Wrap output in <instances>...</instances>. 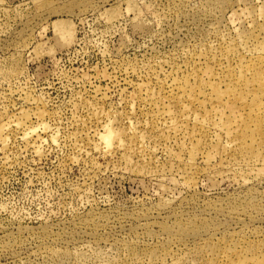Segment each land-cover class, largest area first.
<instances>
[{
    "label": "rangeland",
    "instance_id": "374dc122",
    "mask_svg": "<svg viewBox=\"0 0 264 264\" xmlns=\"http://www.w3.org/2000/svg\"><path fill=\"white\" fill-rule=\"evenodd\" d=\"M0 264H264V0H0Z\"/></svg>",
    "mask_w": 264,
    "mask_h": 264
},
{
    "label": "bare ground",
    "instance_id": "6f19581e",
    "mask_svg": "<svg viewBox=\"0 0 264 264\" xmlns=\"http://www.w3.org/2000/svg\"><path fill=\"white\" fill-rule=\"evenodd\" d=\"M117 133L112 129V127L109 125V122H106L104 124V133H99L100 137L102 139H104L107 143H109L110 140H112L114 138V136L116 135ZM118 135H116V138H117ZM113 141V140H112ZM118 143H120V145H122L121 142H123L120 137L118 138ZM113 145V143H112ZM116 145V144H115ZM119 145V144H117ZM107 146V145H106ZM122 147V146H121ZM107 148V147H106Z\"/></svg>",
    "mask_w": 264,
    "mask_h": 264
}]
</instances>
